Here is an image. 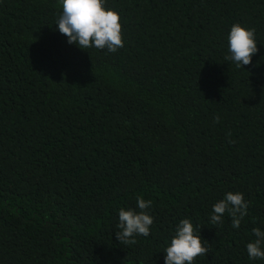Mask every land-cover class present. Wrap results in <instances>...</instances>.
I'll return each instance as SVG.
<instances>
[{"label": "trees", "instance_id": "obj_1", "mask_svg": "<svg viewBox=\"0 0 264 264\" xmlns=\"http://www.w3.org/2000/svg\"><path fill=\"white\" fill-rule=\"evenodd\" d=\"M115 53L68 44L60 0H0V264H164L189 218L207 252L195 264L250 260L264 229V0H106ZM258 52L237 68L230 27ZM248 202L239 229L226 192ZM152 201L151 234L125 245L120 208Z\"/></svg>", "mask_w": 264, "mask_h": 264}, {"label": "clouds", "instance_id": "obj_2", "mask_svg": "<svg viewBox=\"0 0 264 264\" xmlns=\"http://www.w3.org/2000/svg\"><path fill=\"white\" fill-rule=\"evenodd\" d=\"M62 12L59 14L56 29L67 37L68 44L76 45L82 50L95 48L115 53L123 47L122 25L117 10L107 7L106 0H60ZM228 55L237 68H244L252 62L258 52V43L254 29L235 23L227 35ZM248 202L240 192H226L222 199L212 207L210 221L213 224L223 222L225 213L232 220V227L239 229L247 215ZM151 200L137 197L135 208H120L116 239L125 245L136 243L137 236L148 237L154 217L149 209ZM255 237L246 243V252L250 260H264V229H252ZM207 252L202 243L200 231L194 227L189 218L181 219L174 228L173 235L164 250V264H195L198 256Z\"/></svg>", "mask_w": 264, "mask_h": 264}]
</instances>
